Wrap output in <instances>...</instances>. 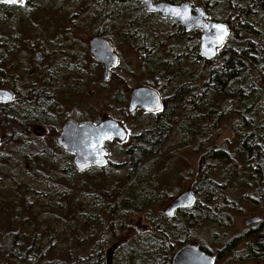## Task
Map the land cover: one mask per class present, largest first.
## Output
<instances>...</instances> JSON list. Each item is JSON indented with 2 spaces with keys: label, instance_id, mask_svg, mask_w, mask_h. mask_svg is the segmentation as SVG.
Segmentation results:
<instances>
[{
  "label": "trees",
  "instance_id": "1",
  "mask_svg": "<svg viewBox=\"0 0 264 264\" xmlns=\"http://www.w3.org/2000/svg\"><path fill=\"white\" fill-rule=\"evenodd\" d=\"M23 1L27 6H24L21 17L17 16V6L0 5L2 18L7 17L11 22H23L22 19L28 22L30 15L40 14L44 9L39 0ZM100 1L103 7L95 6L99 9L100 23L90 16L85 6L77 9L78 14H84L89 21L87 28L94 25L102 27L97 31L106 36L111 33L113 24L112 27H117V35L124 36L127 33V42L133 45L136 40L134 33L140 32L147 24V16L142 14V10L132 0ZM154 1L169 4L188 1L198 4L203 7L210 20L226 24L229 35L214 59H202L197 45L191 48L195 72L182 67L175 69V58L166 61V56L170 54L169 40H172L173 48H177L184 43V39L166 36L155 41L156 35L142 36L141 47L138 49L144 53L139 54V62H142L145 67L143 70L148 75L158 76L156 80L159 82L163 107L156 113L148 130L130 134L123 144L121 152L129 165H116L124 167V171L122 177L115 179L106 173L109 167L84 173L75 170L71 155L64 153L56 143L62 120L52 113L54 106L45 103V88L50 77H56L57 70H51L49 76L44 75L40 79V72L45 70L32 71L29 65L24 66L22 61L17 60L22 51H32L33 48L27 45L30 44V37L37 40V44H48L44 24H30L36 29L29 37L24 34L20 37H7L0 33V80L5 72L12 80L21 82L24 85L21 88L26 93L21 97L29 102L18 108L13 104L0 105V137L5 139L0 143V156L7 157L8 164L16 156L18 149L27 148L33 135L41 133L34 131L32 127L37 125L41 128L42 133L46 134L41 151L34 154L20 152L19 156L26 165L35 160L36 163L43 164L46 160L41 155L46 153L51 165L41 168H45L46 173L51 168L59 172L56 181L62 183L58 184L52 196V202L55 201L56 204L50 206L52 202L49 201L45 205L51 215L60 213V217H53L61 223V230L57 235L83 236V228L84 231L85 228L93 230L88 238L78 242L79 245L91 242L86 255L77 254L71 262H67L66 259L72 257L68 247L60 251L61 255L49 260L52 249L56 247L52 242L54 233L50 235L46 248L39 247L40 226L31 217L28 220V212L32 207L28 195L21 201L17 215L19 220L7 217L3 219L0 231V264H108L110 254L107 256L105 250L120 240V237L124 239L123 246L116 251L119 264H170L173 254L180 247L193 243L207 253L210 252L206 247L207 243L219 245L220 250H213H218L215 254L219 255L218 263L221 264H248V261L252 264H264V246L255 236L251 243L235 250L239 241L231 239V245L228 239L219 238L216 233L217 230L231 226L232 213L236 210L235 201H232L237 191L232 193L234 187L251 186L254 202L260 212L264 211V0ZM116 2L121 7L115 6ZM129 4H134L135 9ZM112 8L117 11L116 14ZM70 19L72 18H67L66 21ZM68 32L73 31L68 29ZM51 44L52 49L57 50V45ZM62 52L59 50L57 54ZM57 59L54 66L65 60L64 57ZM29 62H33L32 55ZM82 62L81 59L77 64L78 68H83ZM66 64L71 65L68 62ZM182 64L190 65L184 62ZM152 65L158 66V72ZM183 75L193 77V81L187 80L185 83ZM38 87L43 90L40 91ZM168 87L171 90L166 93ZM73 90L79 92L77 89ZM103 97L106 102L114 103V97L109 92H105ZM31 99L35 103H31ZM116 102L120 103V100ZM117 113L119 116L116 119L120 123L128 118L121 106ZM222 120L227 121L233 132V140L215 144L216 137L222 132ZM173 134L182 137L179 145L183 148H187L195 140V152L199 154V159L190 182L197 202L193 209L181 211L174 218L168 219L161 209L175 195L170 196L167 189L162 188L157 175L160 166L150 165L145 158L152 157L154 164L157 158L164 155ZM59 154H67L69 159L65 157L61 165L55 166L53 161ZM145 163L148 164L144 165ZM39 166L37 165L38 168ZM112 167L115 165H111ZM81 175H88L90 184L80 182L78 178ZM232 176L236 177L234 181L231 180ZM221 179L225 183H220ZM26 189L29 192V188ZM2 192L10 195L11 200L3 202V198H0V204L13 205L18 200L10 188L0 189V194ZM36 195L38 198L44 197L43 193ZM91 195L95 196L88 207L92 213L86 215L79 207V200ZM239 199L242 197L236 198ZM137 216L144 217L150 231L138 233L129 225L128 220ZM82 217H85V221L80 223ZM17 224L18 229L14 231ZM205 225L214 228L207 236V242L198 238V234H204L201 229Z\"/></svg>",
  "mask_w": 264,
  "mask_h": 264
},
{
  "label": "rangeland",
  "instance_id": "2",
  "mask_svg": "<svg viewBox=\"0 0 264 264\" xmlns=\"http://www.w3.org/2000/svg\"><path fill=\"white\" fill-rule=\"evenodd\" d=\"M40 5L44 7L41 10L40 14H33L30 15V19L28 22L22 19L23 22L17 21H9L7 17L2 18L3 12H0V33L4 36L11 37L15 35V37H20L21 34H26V32L34 33L36 28H33L31 25H35L37 23H43L46 28V36L45 38L48 40V43L57 45L58 49L63 51L61 54L58 53L57 56H52L51 58H59L64 57L65 60L59 63V66H65L67 68L66 62L70 63L72 68H78L77 64L80 63L82 59L81 66L93 68L95 70V62L92 60L90 61V55L88 53V46L87 40L89 35L93 32V28L102 29L97 25L92 26L91 28H87L89 21L87 20L84 14H78L77 9L79 6H85L86 9L89 11L90 16L94 19L98 20L99 23L101 22L99 18V9H96L95 6L98 8L103 7V4L100 0H39ZM117 3V2H116ZM191 4V3H190ZM192 6H198V4H191ZM115 6L121 7L120 3L115 4ZM133 7V6H132ZM135 9V7H133ZM24 10V6H18L16 12L17 16L21 17L22 11ZM114 14H116V10H114ZM137 10V8H136ZM20 14V15H18ZM132 17V16H131ZM67 18H72L69 21H66ZM159 20L156 17H151L148 19L147 24L142 27L140 32L134 33L135 39H138L142 36L149 37L151 35H156L155 41L161 40L163 37L172 36L176 31V25H171L168 19ZM34 21V24H33ZM66 21V23H65ZM46 22V23H45ZM31 24V25H30ZM120 28V26H118ZM67 29L72 30L73 32L70 33ZM192 41L193 48L194 45L199 44V35L200 31H194L187 34ZM34 43V46L39 47L37 40L33 37L31 38ZM120 41L119 39H117ZM141 40V39H138ZM140 43L134 42L133 47L129 44H119L120 47H117V50L120 51L122 56V68L121 71H117V75H121L126 81L128 85H133V83L141 84V72L139 69H131L128 67L129 63L136 67V46ZM49 44H47L45 50L49 53L52 52V49L49 48ZM28 45V44H27ZM191 45V44H190ZM58 50V51H59ZM186 50V51H184ZM192 50V49H191ZM190 50V51H191ZM40 51V50H39ZM189 50L178 47L175 50H172L171 53L166 56V61H170L174 59L175 69L186 68L189 71L195 72V65H193L190 57ZM22 61L24 63L27 62L29 56L31 55L29 51H22ZM50 58L44 56L43 61L38 64L40 69H44L46 63ZM92 59V58H91ZM189 63L182 64V63ZM187 65V67L185 66ZM133 71V77L125 76L127 75L125 72ZM91 76L96 74L98 76V82H92L91 80H87V78H82L80 76H72L69 75L65 70H62L60 75H63L65 80L59 82L55 88L56 93H60L61 97H59V105L56 106V109L61 111L63 114L61 115L63 118H71L72 120L77 121H88V120H104L106 118L116 119L118 118V106L106 102L103 94L105 92H109L112 97L115 98V95L119 94L120 91H123V88H117L116 91L111 90L112 85L109 82H102L101 77V69L98 72H91ZM124 74V75H123ZM97 84V85H96ZM134 84V85H135ZM64 86V88H63ZM73 89H77L79 92H76ZM129 93V92H128ZM128 93L127 97H123L125 102L123 105L126 107L128 101ZM65 106V107H64ZM120 106V105H119ZM64 107V108H63ZM59 111V112H60ZM60 112V114H61ZM117 120V119H116ZM152 122L151 118L138 116L135 119V128L132 130H127L128 134L133 133L136 134L141 130H148L150 124ZM222 132L218 137L215 139V144L222 143L225 140H233V132L229 128L227 121H221ZM39 132V131H38ZM45 133H37L33 135V138L28 142L27 148H21L17 150V154L15 157L11 158L7 162V157L0 156V189L10 188L11 191L14 192L13 195H16L17 201L2 205L0 204V231L2 230L3 219L6 217L9 219H16L19 220L17 216L19 214V207L23 198L30 195V203L32 207L29 209L28 212V220L31 217L32 221L39 227L38 235L40 236L39 247L42 249L46 248L49 237L51 234L54 233V237L52 242L55 243L56 247L52 249L50 254V259L52 260L57 255H61V250L66 249L69 247V251L71 252V258H67V262H71L72 259L78 254L80 256L86 255L90 248L91 242L84 243L83 245H79V241H82L83 238H88L89 235L92 233V228H84L83 236L82 234L70 236L66 235L58 236L57 233L61 230V223L60 221H55L53 217H60V213H53L51 215L49 213V208L45 207V205L50 201L52 202V196L54 191L57 189L58 184L62 183V181H56L59 178V172L55 171L54 168L50 169L49 173L45 172V168H41V166H48L51 165L48 162V157L46 153L41 155V158L46 160L43 164L36 163V160L31 162L30 164H25L22 157L19 156V153L34 154L37 151H41V146L45 139ZM182 137L176 136L173 138L171 137L170 142L164 147V155L156 159V162L152 164L151 158H145L149 161L150 165H159V170L157 171V175L159 180L162 182V188L167 189L170 196L179 195L187 190V187L191 186L192 182L191 179L194 177V171L197 167V162L199 159V154L195 152L196 144L195 140L190 142L187 148H183L179 145L180 140ZM5 139L0 137V143H2ZM234 145V144H233ZM107 149L111 152L110 156V163L111 165H115V167L111 168L109 165V173L114 179L117 177L123 176L124 167H117L116 165H123L126 162V158L121 152L122 148L119 144H109L107 145ZM68 158L69 156L66 154L57 155L53 161V165H61L63 158ZM145 163L144 165H147ZM37 165H40L39 168ZM128 165V163H127ZM241 165V163H240ZM93 171H98L99 169H92ZM216 175H221L220 173H216ZM242 175V174H240ZM236 179L235 176L231 177V180L234 181ZM78 180L83 182L84 184H90L88 180V175H81ZM58 182L56 185L53 183ZM220 183H225L223 179L220 180ZM29 188V192L26 189ZM252 187L245 188L240 185L234 187L232 193H236L234 195L235 201V208L236 210L232 213V223L229 228L223 230H217L216 233L219 238L228 239V242H231V239L234 237H238L243 235V230L246 229L244 225V220L251 219L253 217H259L260 222L264 224V211L260 212L258 206L254 202V195L252 193ZM31 191V192H30ZM36 193H43L44 197L38 198ZM238 196H241L242 199L236 200ZM0 198H3L2 201L6 202L11 200L10 195L2 192L0 194ZM95 196L91 195L88 197H82L79 200V207H81L82 213L89 215L92 213L91 210L88 209L90 202L94 200ZM56 204L55 201L51 203L50 206ZM167 205V204H166ZM165 205V206H166ZM161 209L163 211L164 207ZM88 209V210H87ZM85 217L80 218V223L84 222ZM28 224V222H26ZM129 225L134 228L138 233H144L150 231L148 225L146 224L143 216L133 217L128 220ZM252 225V224H251ZM18 224L14 227V231L18 229ZM78 227V225H76ZM213 227L211 226H203L201 232L204 234H198V238L207 242V236L213 232ZM125 236V235H121ZM79 237V238H78ZM123 237H120V240L112 243L109 247L106 248L105 254L109 256L107 258L108 264H119V261L116 259V251L117 248L123 246ZM53 247V246H52ZM206 247L210 250L214 248L219 249V245L215 246L212 243H207ZM243 244H240L235 250L241 249ZM104 254V256H105ZM147 259V258H146ZM248 264H252L251 262H247ZM221 264V263H219Z\"/></svg>",
  "mask_w": 264,
  "mask_h": 264
},
{
  "label": "water",
  "instance_id": "3",
  "mask_svg": "<svg viewBox=\"0 0 264 264\" xmlns=\"http://www.w3.org/2000/svg\"><path fill=\"white\" fill-rule=\"evenodd\" d=\"M142 4L147 12H154L164 18H168L178 24L185 31L198 30L199 55L205 60L214 59L217 51L221 49L229 35L226 24L208 19L207 14L201 7H191L189 2L180 5L168 3H153L152 0H133ZM21 0L10 2V0H0L2 5H16ZM195 12L192 15L191 12ZM89 52L91 56L104 66L102 79L109 78V68L118 63V58L109 42L103 38L96 37L89 42ZM40 54H36L39 60ZM12 101V95L0 90V103ZM161 102L158 94L148 88H137L131 92L129 112L141 109L148 113L159 112ZM126 131L114 120L105 119L98 124L81 123L77 124L67 121L61 128L57 138V145L68 154L72 155V164L79 173L89 169H103L107 166L108 152L104 149L105 142L126 140ZM197 200L190 189L175 198L164 210L163 214L167 218L173 217L178 210L192 209ZM259 217L244 220V225L248 226L259 221ZM264 240V233L260 239ZM170 264H215V260L208 254L201 251L196 245L180 247L172 256Z\"/></svg>",
  "mask_w": 264,
  "mask_h": 264
},
{
  "label": "flooded vegetation",
  "instance_id": "4",
  "mask_svg": "<svg viewBox=\"0 0 264 264\" xmlns=\"http://www.w3.org/2000/svg\"><path fill=\"white\" fill-rule=\"evenodd\" d=\"M152 1H154V0H152ZM134 3H136V2H134ZM153 3H160V2H155L154 1ZM136 4L139 6L140 10H142V14H145L148 19L151 18V17H156L159 20H163L160 15H158L156 13H152V12H146L144 10V8L142 7L141 4H139V3H136ZM21 5L27 6V4L26 5L24 4V1H22V2H20L18 4H16V5H13V6H17L18 7V6H21ZM129 5L133 6L134 4H129ZM177 5H179V4H177ZM191 7H193V6H191ZM191 13H192V15H195V12L192 11ZM164 19H166V18H164ZM130 20L131 19H128V21H130ZM167 21H169L171 23V25H174V23L171 20L168 19ZM175 25L177 27V31L172 36H168V37H172V38H182V39H184V43L181 46H179V47H183V48H185V49H187V50L190 51L191 50V45L190 44L192 43V41H190V38L191 37H189L187 34H189L191 32H194V31H198V30H195L194 29L192 31L187 32L182 27H180L179 25H177V24H175ZM112 26H113V24H112ZM112 26H111L112 30H110L111 33L109 35H106V36L105 35H100L101 32L97 31L98 30L97 28H93V32L88 37V40H87L88 53H89L90 57L92 58V59L90 58V61L93 60L95 62V68H96L95 70H93V68H88V67L72 68L71 65L70 66H67V68H66L65 66H59V63H57V65L54 66L53 65L54 62H57L58 59L57 58H54V57L51 58V57L52 56H57V51L59 49L57 48V50H53L52 49V44H49L48 43L49 44V48L52 49V52L51 53L46 52L45 51V48H46L47 44L45 42H40L39 47H36L33 44L34 42L31 41L32 40L31 39L32 37H30V39H29L30 40V44H28V46H30V48H33L32 49L33 52L31 50L29 51L30 54L32 55L33 62H29V58H30L31 55L29 56V58H28V60H27L26 63H24L22 61V59H21L22 55L21 56H18V58H17L18 62L22 61L24 63V66L29 65L32 71H40V68H39L38 64H40L43 61L44 56H47L48 58H50L48 60V62L46 63L44 69H43V70H45V72L44 71H41L40 74H39V78L42 79L44 75L49 76L51 74V70H53V69H56L57 70L56 77L55 78L50 77V80L48 81L47 87L45 88V95H46V102L45 103L46 104H50V105L52 104V106H54V110L52 111V113H54L57 117H59L62 120L63 117L61 115L63 113L59 110L61 112V114H60V112L56 109V106L59 105V100L60 99H58V98L61 97V94L60 93L58 94V93L55 92V88H56L57 84L59 82H62L63 80H65L64 76L63 75H60V73L62 72V70H65L67 73H69V75H71V77L72 76H80L82 78H87L88 81L91 80L93 83L94 82H98L97 81L98 76L96 74H94L93 76H91L90 74H92L91 73L92 71L98 72L99 69H101V74H102V72L104 71V66L102 64H100L99 62H97L91 56V54L89 52V42H90L91 39L96 38V37L103 38V39H105V40H107L109 42V44L111 45V47L114 50V53L116 54V56L118 58V63H117L116 66L109 68V78H108V80L107 81H104L103 79H101L100 81H102V82H109L111 85H112V83H114V86H111L112 91H116L117 92V88H123L124 89L123 91H120L119 94L115 95L114 103L113 104L117 105L118 108L121 106L125 110V113H126L125 115H128V118L125 119L122 123H120V122L117 121L120 124V126L127 133L126 140L124 142H117L115 140H111L110 142H108V143H106L104 145L106 151L108 152V161L110 159L111 152L107 149V145H109V144H119V146L121 148H123V144L127 141L128 137L130 135V133L128 134L127 130L129 128H131L129 130H132V129L135 128L134 127L136 125L135 124V119L138 116H144V117H148V118H151L152 120H154L156 118V113H158V112L148 113V112H145V111H143L141 109H136L133 112H129L128 111V108H129V103H130V99H131V92L134 89H137V88H148V89H151V90L155 91L158 94L159 98H160V102H161L160 111H161V109L163 107V99H162V95H161V92H160L159 82L156 80V78L158 76L157 75H148L147 72L145 70H143V68H145V67L142 66V62L141 63L139 62V54L140 53H144L143 50H139L138 49V48L141 47V43H139L136 46L137 50H135L136 51L135 57H136V64H137L136 67L134 65L130 64V63L128 65V67L131 68V69H134V68L139 69L140 68L141 73H142V76H141V84H137V83L135 84V83H133V85L132 84L131 85H128V84H126L127 81L121 75H117L116 74L117 71H121L123 73V71L121 70V68L123 67L122 66V56L120 54L121 52L117 50V47H120L121 46L119 44H129L131 47H133V45L131 43H128L127 42V35H126L127 33L124 35L125 37L124 36H118L117 35V27H112ZM67 31H68V29H67ZM200 35H201V32H200ZM200 35H199V37H200ZM24 36L25 37L31 36V32H29V31L26 32V34H24ZM152 36H154V35H152ZM117 39H119L120 41H118ZM138 39H141L142 40V37H140ZM138 39H136L135 42L141 41V40H138ZM168 44H169V48H170V53H171L172 50H175V49L178 48V47L177 48H173V46H172V40L171 39L169 40ZM187 46H188V48H186ZM195 46L196 45H194L193 47H195ZM197 49H198V45H197ZM184 51H186V50H184ZM162 52L164 53V45H162ZM37 53L40 54L39 60L36 59V54ZM151 53H152V51H151ZM166 53H168V52L166 51ZM190 57H192V54H190ZM152 68L155 71H157V72L159 70L158 66H155V65H152ZM125 73L127 74L125 76H128L130 78L133 77V71L132 70H130V72H125ZM2 74H3V79L0 80L1 81V83H0V90L9 92L12 95V101L11 102H8V103H0V105H3V104L11 105V104H13L17 108L19 106H21V105H25V104L27 105V103H29V102L26 101V99L22 98L26 94L22 90V88H21L24 85L21 82H17L15 80H12V78L11 77H8L5 72H3ZM183 77L185 78V81H184L185 83H187L188 81L189 82H192L193 81V77H191V76L189 78H187L185 75H183ZM170 87L166 88V93H169L170 92V90H171ZM63 88H64V86H63ZM38 89L40 91L43 90L41 87H38ZM126 93H128V101H127V105L125 107L123 105V102H125V100L123 99V97H125V99H126V97H127V94ZM29 95H31V93H29ZM28 99H30V98H28ZM33 99H36V101H39V99L37 97H34ZM33 99H31V103H35V102L32 101ZM118 100H120V103L116 102ZM110 119H112V118H110ZM67 121H72V122H75L77 124H81V123L98 124L99 122H101V120L100 121H98V120H91V121L88 120V121H80L79 122L77 120H72L71 118L66 117V118H64L62 120V123H60L59 129H58L59 132L56 135V141H57V138H58V136L60 134V131H61L62 126ZM152 123L153 122H151V124ZM32 128H33L34 131H39L41 133L43 132V130L41 128H39L37 125H34ZM132 132H133V130H132ZM177 135L180 136L179 134H177ZM175 136L176 135H174V137ZM108 165H111L110 161L108 162ZM123 165H127V162H125ZM187 189H190L191 190V186L187 187ZM174 198L170 202L167 203V205L164 207V209L162 211V214H163L164 210L166 209V207L174 200ZM181 211H188V210L187 209L186 210H178V211H176L174 213L173 217L168 218V219L174 218ZM263 233H264V224H262L260 222V219H259L258 222L254 223L252 225L246 226V229L243 230V235L238 236V237H234V239L232 241H234V240L239 241V244L237 245V247L240 244H243V246H244L246 243H251L252 240H253V238H254V236H255L256 237V240L259 243H261V245L264 246V240H263V238L260 239V237L263 236ZM229 243L232 245L231 242H229ZM238 250H240V249H238ZM215 252H218V250L217 251L210 250V252L208 253V255H210L215 260V264H219L218 263L219 255H216Z\"/></svg>",
  "mask_w": 264,
  "mask_h": 264
},
{
  "label": "snow or ice",
  "instance_id": "5",
  "mask_svg": "<svg viewBox=\"0 0 264 264\" xmlns=\"http://www.w3.org/2000/svg\"><path fill=\"white\" fill-rule=\"evenodd\" d=\"M10 2H16V0H10Z\"/></svg>",
  "mask_w": 264,
  "mask_h": 264
}]
</instances>
